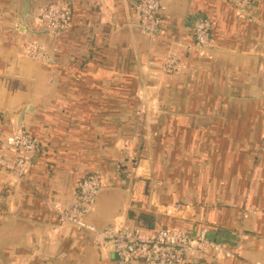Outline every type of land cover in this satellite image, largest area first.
Wrapping results in <instances>:
<instances>
[{
	"label": "crops",
	"instance_id": "crops-1",
	"mask_svg": "<svg viewBox=\"0 0 264 264\" xmlns=\"http://www.w3.org/2000/svg\"><path fill=\"white\" fill-rule=\"evenodd\" d=\"M49 3L71 11L55 38L39 21ZM137 3L0 0V141L21 130L40 143L24 177L0 167V264H115L54 208L87 174L103 182L96 227L141 211L151 229L207 228L235 251L227 264H264V0H161L154 36L137 28ZM201 16L209 45L190 50ZM30 41L53 61L26 57Z\"/></svg>",
	"mask_w": 264,
	"mask_h": 264
},
{
	"label": "built area",
	"instance_id": "built-area-1",
	"mask_svg": "<svg viewBox=\"0 0 264 264\" xmlns=\"http://www.w3.org/2000/svg\"><path fill=\"white\" fill-rule=\"evenodd\" d=\"M241 10L250 7L252 0H232ZM161 0H138V26L141 31L154 36L161 27L159 12ZM41 30L54 36L66 33L71 26V11L65 4L49 3L40 13ZM212 20L209 16L197 18L193 26V42L190 50H201L209 45ZM23 54L35 61H53L50 51L39 42H26ZM179 56L171 51L163 59V71L172 72ZM39 141L25 131H15L0 141V167L9 174L22 178L27 174L32 157L39 148ZM264 152V139L260 148ZM103 187L95 174L85 175L78 185L76 200L54 208L58 220L88 230L95 235L96 242L111 245L115 264H227L236 255L226 244L210 238L207 228L197 232L185 228L162 226L155 229L142 224L118 221L103 228L88 222L87 217L96 205V196Z\"/></svg>",
	"mask_w": 264,
	"mask_h": 264
},
{
	"label": "trees",
	"instance_id": "trees-1",
	"mask_svg": "<svg viewBox=\"0 0 264 264\" xmlns=\"http://www.w3.org/2000/svg\"><path fill=\"white\" fill-rule=\"evenodd\" d=\"M130 219H132V221H135V223L142 224L144 226H147L148 228L153 226L152 216L141 211L138 213L137 211L133 210L130 213Z\"/></svg>",
	"mask_w": 264,
	"mask_h": 264
},
{
	"label": "water",
	"instance_id": "water-1",
	"mask_svg": "<svg viewBox=\"0 0 264 264\" xmlns=\"http://www.w3.org/2000/svg\"><path fill=\"white\" fill-rule=\"evenodd\" d=\"M137 28L141 31V27H140V26H137ZM41 32H43L44 34L50 36L51 38H55V36H54L53 34H50L48 31L41 30ZM101 189H102V188H101ZM101 189H100V190H101ZM100 190H99V192H100ZM99 192H98V193H99ZM98 193H97V196H96V203H97ZM88 216H89V215H88Z\"/></svg>",
	"mask_w": 264,
	"mask_h": 264
},
{
	"label": "rangeland",
	"instance_id": "rangeland-1",
	"mask_svg": "<svg viewBox=\"0 0 264 264\" xmlns=\"http://www.w3.org/2000/svg\"><path fill=\"white\" fill-rule=\"evenodd\" d=\"M23 47V46H22Z\"/></svg>",
	"mask_w": 264,
	"mask_h": 264
}]
</instances>
